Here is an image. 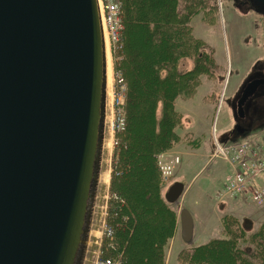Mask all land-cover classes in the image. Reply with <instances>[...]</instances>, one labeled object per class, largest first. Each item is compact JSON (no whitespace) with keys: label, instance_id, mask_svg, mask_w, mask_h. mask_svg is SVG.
Returning <instances> with one entry per match:
<instances>
[{"label":"water","instance_id":"1","mask_svg":"<svg viewBox=\"0 0 264 264\" xmlns=\"http://www.w3.org/2000/svg\"><path fill=\"white\" fill-rule=\"evenodd\" d=\"M105 71L96 0H0V264L79 259L100 169ZM260 85L251 81L241 102ZM183 188L172 183L165 201L177 203ZM179 220L188 243L192 218L182 209Z\"/></svg>","mask_w":264,"mask_h":264},{"label":"rangeland","instance_id":"2","mask_svg":"<svg viewBox=\"0 0 264 264\" xmlns=\"http://www.w3.org/2000/svg\"><path fill=\"white\" fill-rule=\"evenodd\" d=\"M102 3L104 11L107 4L116 5L115 20L106 23L109 38L108 51L113 65V98L111 103H109L110 98L107 96L105 98L98 184L93 197V206H91L86 249L81 263L95 264L96 260H111L115 262L114 264H132L127 253H129L128 250L131 252V249L135 248L134 253L140 256V264H146L147 254L156 253L154 242L159 228L165 231L168 219L173 218L172 214H175V229L172 223V228L168 231L170 237L166 239L162 248L161 264H188L185 255L192 253L195 247L212 240L230 239L233 234L237 235L238 248L244 250V256L251 258L255 254L256 235L259 232H262V236L264 235V203L253 205L249 201L243 203L220 200L216 197L218 187L227 173V165L220 157H213V140L215 138L218 140L221 133L232 130V97L248 76L251 67L258 62L254 61L258 53L256 49L264 51L260 26L253 18L255 15H248L245 24L239 20L236 21V15L239 17L240 13L226 0H196L195 4L199 9L193 10H189L185 0H176V7L180 12L186 9L188 14L186 21L189 22L191 36L199 40L200 44L197 47V54H193L192 58L179 59L176 69L181 73L182 79L190 78V80L187 88L183 87L181 91L170 97V115L167 119L170 118L168 138L171 142L166 146L158 147V153L154 155L155 167L152 173L155 171L157 176L155 190L157 202L163 199V193L174 181L184 185V191L178 203L168 205L172 214L167 215L164 210L158 208L157 203L153 202L151 192H146L141 182L129 183L133 164L130 163V166L124 167L122 172L115 166L121 149L120 142L127 125L126 79L124 80L120 75L122 58L119 51L122 48L120 41L123 38L124 28L123 7L119 0H102ZM130 10L137 15L133 4ZM105 14L109 16L107 11ZM118 17L120 20L117 23ZM152 29L154 28H149V34L151 38H154L156 29L155 33ZM169 37L170 43L173 44V51H177L174 41L178 37L175 34ZM150 43L152 46V39ZM135 44L139 48L137 49L141 50L138 62L143 64L142 60L146 57L144 54L146 41L140 32L135 33ZM154 65L155 70L160 71L161 78H165L166 72L160 70L163 62L156 61ZM140 73L142 74V71ZM138 79L140 92L143 95L148 93V83L145 85L144 76L140 75ZM156 89L159 90L158 87ZM141 105L139 101L136 107V122L133 126L134 135L138 138L135 139L133 146L128 142V150L137 148V145L141 148L144 143L139 139L148 134L145 131L146 120L142 118L145 112L142 108L140 109ZM162 109L163 104L158 101L152 114V119L154 117L156 120V129L162 118ZM120 117L123 118L122 122L119 121ZM174 118L175 124L172 122ZM255 130L250 135H240L236 138L239 141L242 139L250 141L255 134H264V119L256 124ZM137 153L134 155L133 162L139 164ZM161 154L162 162H167L172 157H178L179 160L167 178L160 174L157 167L156 156ZM105 174H108L106 183L102 180ZM113 175L119 176L122 181H127L132 187L130 190L134 188L138 198H141L147 206V210H140L137 206L135 210L127 200H122L113 194L110 185ZM115 208L118 211H115ZM119 209L122 210V216H125V219L115 224L112 217L118 214ZM182 209H186L194 221L193 239L188 243L182 241L179 232V212ZM115 231L126 236V242L118 248L113 245ZM215 261L218 260L215 259Z\"/></svg>","mask_w":264,"mask_h":264},{"label":"trees","instance_id":"3","mask_svg":"<svg viewBox=\"0 0 264 264\" xmlns=\"http://www.w3.org/2000/svg\"><path fill=\"white\" fill-rule=\"evenodd\" d=\"M119 1L123 7L122 22L124 27L123 38L122 41H120L122 43V48L119 50L122 58L120 75L123 79H126L124 80L126 82L125 112L127 125L123 133L124 137L122 138V142H120L121 149L115 166L121 169L122 172L124 167L130 166V163L133 164L129 183L135 181V183L138 184V182H141L144 190H146V192H151L152 200L158 204V208L164 210L165 214L169 215L172 214V212L168 204L163 199H159V203L156 200L155 190L157 186V176L155 171L152 173L155 167L154 155L158 153V147L161 145L166 146L171 142L168 138L170 118L167 119L170 115V97L181 91L183 87L184 89L187 88V83L190 80V78L182 79L181 73L176 69L179 59L192 58L193 54H197V47L200 41L192 38L191 30L188 26L189 22L186 21L188 17L186 9L184 8L180 12L176 7V0ZM185 2L188 4L189 10L199 9L195 4L196 0H185ZM132 4L134 5V10L137 12V15H134V12L130 10ZM162 27L164 29H162ZM149 28H154L152 29L153 33H155L156 29L154 38H151ZM136 32H140L146 41L147 50L145 49L144 51L146 57L142 60L144 62L143 64L138 62V59L141 57V50H138L139 48L135 44ZM174 34L178 37H176V42L174 41V46L177 48V51H173V44L170 43L169 40V35ZM151 39L152 46L150 43ZM154 43L155 45H153ZM156 61L163 62L162 69H160L166 72V77L163 79L161 78L160 71L154 68V63ZM141 71L142 74L140 73ZM140 75L144 76L145 85L148 83L149 92L144 95L140 92L138 79ZM157 87L159 90L156 89ZM139 101L142 104L140 109L142 108V111L145 112L142 114V118L146 120L145 131L148 134L144 135L142 139H139L144 143L141 148L137 145V148L134 147V149L128 150V142L133 146L135 139L138 138V136L134 135L135 129L133 130V126L136 122L135 114ZM158 101L162 102L163 109L162 118L159 120L156 129V120L154 117L152 119V114H154L155 106ZM172 122L175 124L176 119L174 118ZM170 133L173 136L172 131ZM137 150L139 151L138 153ZM136 153L139 164L133 162ZM142 170L144 172H142ZM151 173L152 176L150 175ZM110 185L113 194L122 200H127L130 206L135 210H137L135 206L140 210H147V206L141 198H138V194L135 192L134 188L130 190L132 187L127 181H122L119 179V176L113 175ZM115 209V211H118L117 208ZM121 209H119L120 213L118 212V214H114L112 217L115 224H118L119 220L125 219V216H122ZM172 215V219L166 217L168 221L165 231L160 226L162 230L159 228V233L156 235L157 239L154 242V250H156V253L147 254L148 261L146 264H161V260L163 259L162 248L166 239L170 237L168 231L171 230L172 223L175 229V214ZM236 236V234H233L230 239L212 240L204 245L197 246L192 253L185 255V260L188 264H264V235L262 236V232H259L255 237V254L251 258L246 257V255L244 256V250L238 248L236 245ZM125 237L126 236L121 234V232L115 231L113 245L117 248L123 245V243L126 242ZM148 245L150 246V243H148ZM134 249H131V252L128 250L129 253H127V257L130 258L132 264H140V256L134 253ZM215 259L218 261H215Z\"/></svg>","mask_w":264,"mask_h":264},{"label":"built area","instance_id":"4","mask_svg":"<svg viewBox=\"0 0 264 264\" xmlns=\"http://www.w3.org/2000/svg\"><path fill=\"white\" fill-rule=\"evenodd\" d=\"M102 3V0H99ZM100 3V7H101ZM116 5L107 4L105 9L109 16H106L102 3V22L115 20ZM119 17L118 21L119 22ZM109 25V23H108ZM106 30V26L104 28ZM118 26L116 28V33ZM108 34V32H107ZM117 38V36H116ZM120 117L119 121L122 122ZM250 141L247 139L219 144L214 142V156L220 157L227 164L228 173L226 174L221 186L216 194L220 200L249 201L253 205L264 203V134L254 135ZM157 167L160 174L167 178L171 175L172 168L178 164V157H172L167 162H162V154L156 156ZM110 236V233L107 232ZM115 263V262H114ZM111 260L95 261V264H114Z\"/></svg>","mask_w":264,"mask_h":264},{"label":"flooded vegetation","instance_id":"5","mask_svg":"<svg viewBox=\"0 0 264 264\" xmlns=\"http://www.w3.org/2000/svg\"><path fill=\"white\" fill-rule=\"evenodd\" d=\"M226 2H229L231 6L242 15H255L253 18L255 22L259 24L261 37L264 40V4L259 0H226ZM263 60L264 58L256 60L258 62L251 67L248 76L237 88L236 93L232 97L231 108L233 128L222 134L221 139L223 141L236 140V137L240 135H250L254 132L256 124L264 119V85L258 86L251 96L241 102L247 85L251 81L264 79ZM239 102H241V104L238 109ZM91 206H93V204ZM85 249L86 248H83L76 264H82L81 262Z\"/></svg>","mask_w":264,"mask_h":264},{"label":"bare ground","instance_id":"6","mask_svg":"<svg viewBox=\"0 0 264 264\" xmlns=\"http://www.w3.org/2000/svg\"><path fill=\"white\" fill-rule=\"evenodd\" d=\"M101 3V2H100ZM101 7H102V3H101ZM248 15H241L238 17L236 15V21L239 20L240 22H247L246 17ZM246 24V23H245ZM106 25H103V27L105 28ZM104 34V36H103ZM103 40H104V52H105V59H106V71H105V79H106V86H107V93L106 96L107 98H110V102L111 103V99L113 98L112 96V84H113V73H112V69H113V65H112V60H111V56L110 53L108 51L109 49V38H108V34L107 31L104 29L103 30ZM258 51L257 53V58L254 60H261L264 58V51H262L261 49H256ZM226 85H228V83H226ZM105 183L108 180V174L103 175V179H102ZM164 194V193H163Z\"/></svg>","mask_w":264,"mask_h":264}]
</instances>
